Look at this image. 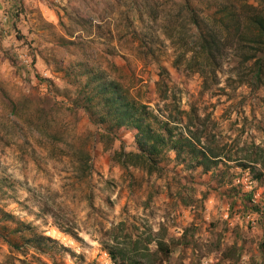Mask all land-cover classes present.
I'll list each match as a JSON object with an SVG mask.
<instances>
[{"label":"rangeland","instance_id":"rangeland-1","mask_svg":"<svg viewBox=\"0 0 264 264\" xmlns=\"http://www.w3.org/2000/svg\"><path fill=\"white\" fill-rule=\"evenodd\" d=\"M207 1L195 3L201 15L213 13ZM173 2L0 0V216L12 217L2 225L9 231L29 224L54 241L49 251L30 248L22 255L0 240V264H115L108 245L126 249L134 241L147 248L145 264H264V169H244L241 160L254 145L264 149V83L258 89L238 84L229 55L214 76L177 69L178 51L162 31L175 13ZM142 35L156 62L140 59ZM161 68L166 102L156 85ZM89 70L121 85L131 102L159 118L177 108L194 110L208 121L203 143L218 146L221 162L204 172L190 155L177 158L166 148L160 172L123 169L113 152H137L136 132L116 129L105 148L96 134L107 133L108 125L93 124L74 107L80 86L72 75L85 80ZM2 94L25 98L32 109L39 107L36 97H51L59 107L52 131L89 154V170L56 146L14 136Z\"/></svg>","mask_w":264,"mask_h":264},{"label":"trees","instance_id":"trees-1","mask_svg":"<svg viewBox=\"0 0 264 264\" xmlns=\"http://www.w3.org/2000/svg\"><path fill=\"white\" fill-rule=\"evenodd\" d=\"M173 1L175 13L170 14L165 20L162 31L178 51L174 60L177 69L184 65L186 72L198 73L203 77H208L209 73L214 76L222 65V59L229 55L239 78L238 84L253 89L262 86L264 0H256L257 5L251 4V0H227L219 5L208 0L207 6H215L212 15H201L200 9L195 5L201 0ZM133 36H137L135 32ZM138 43L141 60L153 62L158 60L154 55L152 43L145 35L139 38ZM188 54L190 56L187 59ZM86 74L85 80L81 79L82 74L72 75L74 82L80 86L79 98L74 101V107L83 109L93 124L103 129L108 125L104 130L108 131L107 133L96 134L105 148L114 143L113 134L116 129L124 128L136 132L137 152L126 153L122 149L113 152L112 159L123 169L140 168L149 175L160 172L162 169L158 164L166 148L176 151L177 158L190 155L192 166L202 167L204 172L221 162L222 153L218 146L216 144L212 146L213 142L210 141L209 144L203 143L209 135L208 121H202L194 110L187 113L177 108L174 115L170 114L167 117L161 115V119L149 111L146 105L131 102L126 96V90L118 83L104 80L93 70L87 71ZM159 76L161 79L156 84L159 98L166 102L169 99L164 78L167 72L161 68ZM2 96L4 102L5 100L8 102L7 112L12 118L11 128L14 136L19 135L23 139L31 136L56 146L77 161L82 170H89L91 166L89 154L68 143L57 131H52L54 115L59 112V107L51 97H36L39 107L32 109L28 107L25 98L13 101L6 95ZM154 123L158 125V129ZM178 127L182 131L180 130L178 135H173V130ZM194 127L195 131H192ZM3 141L4 137H0V142ZM241 160L243 165L246 164L244 169L258 164L264 169V149L254 145L251 149L245 150ZM260 176L261 174L257 179ZM11 220V215L1 212L0 240L8 247L9 252L24 255L30 248L37 253L52 249L51 244L54 241L43 234H37L35 228L29 224L6 231L5 225L2 224ZM158 242L159 251L166 254L167 248L162 249L163 242ZM129 246H131L129 249H125L119 244L108 245L110 259L115 264H145L144 260L149 256L144 252L147 248L140 247L138 241L131 242Z\"/></svg>","mask_w":264,"mask_h":264},{"label":"built area","instance_id":"built-area-1","mask_svg":"<svg viewBox=\"0 0 264 264\" xmlns=\"http://www.w3.org/2000/svg\"><path fill=\"white\" fill-rule=\"evenodd\" d=\"M253 223H254V221H253Z\"/></svg>","mask_w":264,"mask_h":264}]
</instances>
